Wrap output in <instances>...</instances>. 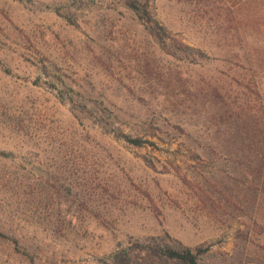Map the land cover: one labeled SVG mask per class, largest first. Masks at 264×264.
<instances>
[{
    "label": "rangeland",
    "instance_id": "obj_1",
    "mask_svg": "<svg viewBox=\"0 0 264 264\" xmlns=\"http://www.w3.org/2000/svg\"><path fill=\"white\" fill-rule=\"evenodd\" d=\"M128 1L0 0V264H264V0Z\"/></svg>",
    "mask_w": 264,
    "mask_h": 264
},
{
    "label": "trees",
    "instance_id": "obj_2",
    "mask_svg": "<svg viewBox=\"0 0 264 264\" xmlns=\"http://www.w3.org/2000/svg\"><path fill=\"white\" fill-rule=\"evenodd\" d=\"M129 7H131L134 11L140 14L141 17L145 19L146 27L155 38L158 44H160L162 47L166 46V30L165 27L160 25L157 20L154 18V15L151 13L149 9V3L146 1L142 6L137 2V0H129L126 3ZM176 45L179 46V48L187 47V45L179 40H176ZM134 143L140 144V140L133 139ZM182 180L186 184H191L185 177H182ZM6 239L10 244H13L15 248H17L18 242L17 239L14 237H11L2 231H0V238ZM159 253L164 257L168 259H176L179 261H182L186 264H200L197 259V253L192 251L188 247H183L180 245H168L165 244L164 246H159Z\"/></svg>",
    "mask_w": 264,
    "mask_h": 264
}]
</instances>
